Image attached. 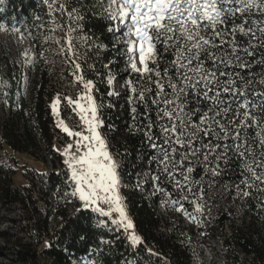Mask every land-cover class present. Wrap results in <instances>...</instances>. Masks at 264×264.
<instances>
[{
    "label": "snow or ice",
    "instance_id": "1",
    "mask_svg": "<svg viewBox=\"0 0 264 264\" xmlns=\"http://www.w3.org/2000/svg\"><path fill=\"white\" fill-rule=\"evenodd\" d=\"M60 8L68 12L66 5ZM105 11L117 25L109 31L125 37L128 68L147 82L137 87L127 81L133 120L138 106L144 107L142 121L147 123L137 131L154 152L149 159L160 175L154 174L153 180L159 182L165 176L183 200L202 212L197 200L205 193L192 175L195 168L203 162L207 171L219 176L222 166L227 167L235 157L243 184V188L237 184L239 193L247 198L252 190L264 192V0H108ZM74 13L75 8L68 15ZM13 31L19 29L13 26ZM66 43L71 50V39ZM166 54L172 58L161 69ZM74 65L72 74L85 92L76 100L65 99L82 113L88 134L57 121V127L75 140V145L68 144L61 153L68 157L64 164L74 185L71 195L78 194V211L92 210L104 217H112L115 211L119 220L112 223L133 230L119 194V165L99 131L103 120L101 106L92 95L95 83L84 79L80 63ZM107 83L113 84L111 76ZM58 103L59 97L52 105L54 115ZM156 187L165 191L158 183ZM129 239L133 245L141 242L134 231ZM45 246H51L50 242Z\"/></svg>",
    "mask_w": 264,
    "mask_h": 264
},
{
    "label": "built area",
    "instance_id": "2",
    "mask_svg": "<svg viewBox=\"0 0 264 264\" xmlns=\"http://www.w3.org/2000/svg\"><path fill=\"white\" fill-rule=\"evenodd\" d=\"M171 58V54H169V58L161 63V69L169 64ZM98 62L78 63L83 69L84 79L93 80L95 83L92 95L95 97L96 103L101 106L100 118L103 120V125L99 131L107 143V150L119 165V194L126 216L133 222L134 226V218L129 209L126 192H134L140 195L141 200L152 211L156 219L155 233L175 239L177 243L184 246L190 256V263L194 259L191 247L194 236L199 242V248L195 252L201 258L199 264H203V256H210V250L214 244L212 241L220 244L224 256H230V249L234 247L231 245L232 235L238 229L249 231L254 243L257 246H264V192L252 190V194L247 198L239 193L237 184L243 188L239 160L233 157L232 162L227 167L222 166V174L219 176H213L211 171H207L203 162L195 168L192 175L195 180L200 182L199 186L203 188L205 193L202 200H197V203L202 205V212L196 211L195 206L190 201L181 198L183 194L165 176L162 175L159 182L153 180L154 174L160 175L156 164L149 159L154 155V152L148 146L142 132L137 131L138 127L147 123L146 120L142 121V117L145 115L144 107L138 106V114L133 120L129 103L130 86L127 83L128 80H131L133 84L140 87L147 86V82L139 79L137 74L130 71L127 66L126 54H116L115 58L103 59ZM74 71L75 65H65L61 72L64 84L60 87H54V89L45 84L44 88L43 101L50 119L49 126L52 133L51 147L55 151V158L45 156V163L48 168L44 175L46 180L50 173H55L59 178V182L49 191V205L44 199L45 185L34 174L28 176L33 179L31 190L35 194L34 199L39 211L43 215L48 208L51 211L46 219L47 228L45 231L49 238H53L55 230L63 223L62 217L57 213L59 206H62L69 213H75L81 209L78 194L76 196L71 195L74 185L69 181L70 172L64 164V160L68 157L61 154L68 144L75 145V140L69 137L62 128L57 127V121L63 120L69 129L84 132L85 135L88 134L85 131L84 122L80 119L82 113L79 109L74 110V106H70L65 99L71 97L76 100L85 92L82 84L74 78L72 74ZM256 71L259 72L260 68L257 67ZM109 76L113 78L111 86L107 83ZM110 92L111 95H109ZM57 97H59V103L57 104V114L54 115L52 105ZM81 103L85 102L81 101ZM152 112V118L155 119V109H152ZM251 131L255 132L256 130L252 129ZM249 138L254 139L251 135ZM38 144L42 149H45V142L39 140ZM72 151L76 152L75 147ZM76 154L79 155V153ZM214 163L213 161L212 165ZM157 183L165 191H157ZM196 190V186H194V191ZM169 193H171L170 197ZM18 211L19 214L23 215L24 210L22 208H19ZM88 212L92 217L94 227L115 233L118 236L122 234L123 228L112 223V220L116 219L113 214L112 217H104L92 210H88ZM190 216L195 217V221L190 219ZM33 221L34 224L37 223L35 218ZM172 222L177 227L185 229L188 243H182L176 234H167L166 227ZM109 242L108 238H101L98 248L91 247L87 255L80 257V259L70 258V264H82L79 260H82L83 264H96L93 257L97 256L103 250V246ZM12 250L16 254L20 250L19 245L14 246ZM139 255L141 257L142 252ZM87 257L91 261L87 262ZM50 258L53 260L52 257Z\"/></svg>",
    "mask_w": 264,
    "mask_h": 264
},
{
    "label": "trees",
    "instance_id": "3",
    "mask_svg": "<svg viewBox=\"0 0 264 264\" xmlns=\"http://www.w3.org/2000/svg\"><path fill=\"white\" fill-rule=\"evenodd\" d=\"M64 5L70 12L73 8L77 9L80 19L69 18L67 25L73 28V32L78 34L84 32L92 34L98 41L108 45V52L104 55L105 60L115 58V46L113 45L112 31L109 27L113 22L109 19L107 12L103 9L104 5H95V0H63ZM106 9V8H105ZM61 18L68 19V12L60 8ZM38 16L39 19L34 21ZM48 18L46 9L39 4V0H7V6L0 13V22L10 25L12 21L19 24L20 29L28 34L42 29L49 32V25L45 21ZM61 28V27H60ZM169 58V54L162 56V62ZM46 70L36 69L34 83L28 95H24L21 88V75L18 76L17 86L13 93L17 96L9 95V110L0 119V148L7 146L18 153L31 155L35 160L45 162V156L55 158V151L51 147L52 133L49 126L43 94L45 82L47 81ZM18 106V107H17ZM45 142L46 147L42 149L38 141ZM11 169L4 163H0V199L9 203H21L22 207H31L33 218L36 219V226H41L46 231V219L51 214L48 208L45 214L39 211L35 201L32 199L31 192L27 187H11ZM45 187L44 199L49 205L48 193L59 182L55 173H50L47 180L45 175H35ZM129 209L134 218L135 228L149 246L168 255L173 264H191L190 256L186 248L182 247L175 239L164 237L155 233L156 219L152 211L147 208L139 194L126 192ZM57 213L62 217L63 223L54 232L46 253L53 258V264H70V258L80 259L87 255L91 247H99L101 238H108L110 242L103 246V250L93 258L99 264H122L127 257L128 245L115 233H110L94 227L92 217L88 211L80 210L69 213L62 206L58 207ZM43 215V219L41 216ZM232 243L235 248L243 252L247 258L246 264H264V246H257L249 231L241 229L235 230L232 235ZM20 250L15 255V262L24 264L28 255L36 260V255L28 250L27 244L19 245ZM125 252H122V251ZM230 249L231 257L238 263V256ZM4 254L0 248V256ZM145 253L142 252V256ZM141 256V257H142ZM156 259V258H155ZM138 262V261H137ZM140 264V263H139Z\"/></svg>",
    "mask_w": 264,
    "mask_h": 264
},
{
    "label": "rangeland",
    "instance_id": "4",
    "mask_svg": "<svg viewBox=\"0 0 264 264\" xmlns=\"http://www.w3.org/2000/svg\"><path fill=\"white\" fill-rule=\"evenodd\" d=\"M39 4L46 9V14H48V18L45 19L50 27L48 33L40 29L30 35L20 29L16 21H12L10 25H5L3 21L0 22L4 24V27L0 28V119L9 110V95L15 94V97L17 96V92L13 93L18 83L17 75H21V88L24 91V95L27 96L34 83V74L37 68L46 70L47 81L45 84L49 85V88L54 89V87H60V85L64 84L61 72L65 65L74 66V62H100L105 59L104 55L108 52L109 46L98 41L94 35L84 32L76 34L73 32V28L67 25L69 18L77 19V9L76 13L71 17L67 13L68 19L65 20L61 18L62 13L60 12V4H64L63 0H55V3L52 0H39ZM101 4L104 5L102 7L105 10L108 7V0H95V5ZM6 6L7 0H3L0 3V9H2L0 13L4 11ZM38 19L39 17L36 16L34 21ZM13 26L19 31H13ZM115 26L117 25L113 22L112 27ZM119 27L123 32V26L119 25ZM21 33H23V39L20 38ZM69 38L72 41V51L69 50V45L66 43ZM111 40L115 46L114 54H125V37L112 31ZM25 52L27 56L22 55ZM118 61L121 62L120 59ZM0 163H4L11 169V187H27L28 191L31 192L32 199L35 201V194L31 190L33 179L28 176L33 174L44 175L48 168L47 164L40 160H35L29 154L15 153L7 146L0 148ZM21 203H9L0 199V248L4 252L0 256V264H19L14 260L16 254L12 249L14 246L21 244H27L28 249L25 250L36 255V260L31 259L30 255H28L24 264H53V260L46 253V249L49 247L45 246V242H50L52 239L46 235L45 230L41 226L34 224L31 207L29 206L25 210ZM19 208L24 210L23 215L19 214ZM113 215L119 220L117 212L113 211ZM41 218H44L43 215ZM132 231L141 241L136 245H133L129 239ZM166 232L167 234H176L182 243L189 242L185 229L177 227L174 222L166 227ZM120 237L128 245V255L124 258L122 264H173L172 259L168 255L146 244L135 226L133 230L125 231L123 229ZM191 243L192 257L194 258L191 260V264H199L201 258L195 254L199 248L196 236L192 237ZM212 243L214 244L212 250H210V256H203V264L248 263L249 260L246 255L237 248L233 247V251L238 256V263H235L231 255L228 257L223 255L219 243H215V241H212ZM122 252L125 251L123 250ZM140 252H144L145 255L140 257ZM87 258V262L91 261L89 257ZM79 262L83 264L82 260H79ZM95 262L98 264L96 260Z\"/></svg>",
    "mask_w": 264,
    "mask_h": 264
}]
</instances>
